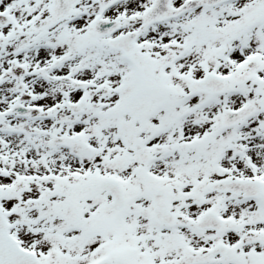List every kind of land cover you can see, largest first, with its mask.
Instances as JSON below:
<instances>
[{
    "label": "snow or ice",
    "instance_id": "snow-or-ice-1",
    "mask_svg": "<svg viewBox=\"0 0 264 264\" xmlns=\"http://www.w3.org/2000/svg\"><path fill=\"white\" fill-rule=\"evenodd\" d=\"M0 264H264V0H0Z\"/></svg>",
    "mask_w": 264,
    "mask_h": 264
}]
</instances>
